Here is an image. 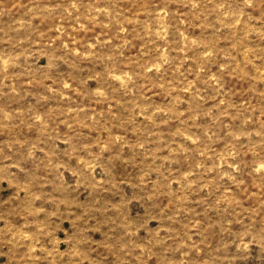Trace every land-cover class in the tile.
I'll return each mask as SVG.
<instances>
[{"label": "rangeland", "instance_id": "374dc122", "mask_svg": "<svg viewBox=\"0 0 264 264\" xmlns=\"http://www.w3.org/2000/svg\"><path fill=\"white\" fill-rule=\"evenodd\" d=\"M0 264H264V0H0Z\"/></svg>", "mask_w": 264, "mask_h": 264}]
</instances>
